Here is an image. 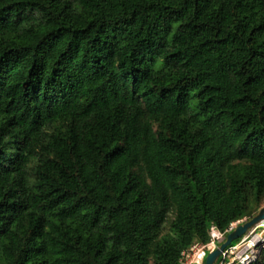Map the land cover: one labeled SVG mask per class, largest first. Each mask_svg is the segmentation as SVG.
<instances>
[{"label": "trees", "instance_id": "obj_1", "mask_svg": "<svg viewBox=\"0 0 264 264\" xmlns=\"http://www.w3.org/2000/svg\"><path fill=\"white\" fill-rule=\"evenodd\" d=\"M263 206L264 0H0V264H176Z\"/></svg>", "mask_w": 264, "mask_h": 264}, {"label": "built area", "instance_id": "obj_2", "mask_svg": "<svg viewBox=\"0 0 264 264\" xmlns=\"http://www.w3.org/2000/svg\"><path fill=\"white\" fill-rule=\"evenodd\" d=\"M246 219L233 222L229 230ZM211 239L207 243L195 242L181 253L176 264H204L208 251H212L226 236L216 225L210 227ZM264 250V219L250 228L236 242L228 245L219 255L215 264H251Z\"/></svg>", "mask_w": 264, "mask_h": 264}, {"label": "water", "instance_id": "obj_3", "mask_svg": "<svg viewBox=\"0 0 264 264\" xmlns=\"http://www.w3.org/2000/svg\"><path fill=\"white\" fill-rule=\"evenodd\" d=\"M264 219V206L259 209V211L251 216L250 218L244 220L234 227L227 235L223 242L220 243L216 248H214L205 258L204 264H215L219 255L222 251L234 242L236 239L243 236L250 228L254 227L256 224Z\"/></svg>", "mask_w": 264, "mask_h": 264}, {"label": "rangeland", "instance_id": "obj_4", "mask_svg": "<svg viewBox=\"0 0 264 264\" xmlns=\"http://www.w3.org/2000/svg\"><path fill=\"white\" fill-rule=\"evenodd\" d=\"M225 238H226V236H225ZM225 238H224V240H225ZM238 239H239V238H238ZM238 239H236L234 242H236ZM224 240H223V241H224ZM223 241H222V242H223ZM220 243H221V242H220ZM220 243L217 244V246L220 245ZM208 253H210V251L207 252V255H208ZM207 255H206V256H207ZM205 258H206V257H205ZM217 264H218V263H217Z\"/></svg>", "mask_w": 264, "mask_h": 264}]
</instances>
